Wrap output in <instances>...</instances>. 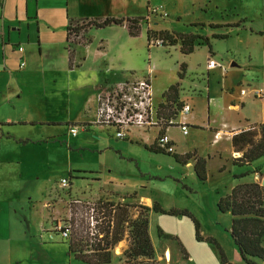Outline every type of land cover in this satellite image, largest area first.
I'll list each match as a JSON object with an SVG mask.
<instances>
[{
  "label": "crops",
  "instance_id": "obj_1",
  "mask_svg": "<svg viewBox=\"0 0 264 264\" xmlns=\"http://www.w3.org/2000/svg\"><path fill=\"white\" fill-rule=\"evenodd\" d=\"M162 1L164 3L160 0H0V36L2 38L0 42V159L1 151L4 150L3 146L8 144L33 143L32 145L35 144L41 148L47 147L53 142L55 136L60 137L55 135L58 133L49 132L48 127H55L58 132V127L69 126L71 129L72 126L83 125L85 129H88L98 124L96 108L104 86L119 85L128 80L147 77L151 83L155 105L158 107L160 103L165 102L164 94L171 85L159 89L152 82V75L160 69L158 63L151 61L152 50L150 51L148 32L164 30L166 27L160 25L158 20L150 23L147 16L149 10L157 8L160 10L159 13H166L164 17H169L168 4L188 3L193 8L197 0ZM203 1L205 4L208 0ZM107 17L123 18L125 21L122 24L90 28L87 33L91 39L89 43L70 44L68 26L71 20H103ZM133 17L141 19L140 32L136 36L130 34L127 21L128 18ZM180 18L181 16H178V19ZM247 18V16L240 17L235 20L236 22L229 19L221 20L217 22L216 27H212L209 23L210 30L206 32V25L203 31L192 28L189 30L166 29L201 34L208 36L210 40L225 41L223 48L212 42L214 48L212 52L207 45L205 54L195 66L203 78L189 86L191 92L185 93L187 90H185L184 81H178L180 83L178 99L181 102L190 103L193 108L188 117L189 138L178 127H171L168 134L175 145L176 154L183 156L193 153L194 157H192L193 162L190 159L186 163L175 160L176 165H184L192 169L196 159L203 156L198 145L203 136H207V143L211 147V152L207 153V166L212 158L218 156L222 159L225 149L230 150L231 166L245 169L247 167V165L233 163V159L241 156L242 153L235 151L232 137L248 129L252 124L264 122V62L257 69L249 67L242 71L234 70L240 64L236 58L238 50L236 46L229 43L234 32L247 30L243 23L240 26L231 25ZM193 23L194 21L190 22L188 26H193ZM248 32L260 36L261 46L264 49V35ZM220 34H227V38L220 39L213 36ZM198 42L205 43L203 40L196 41ZM19 46H22L23 50H20ZM70 47L74 48L73 56L70 54ZM229 55L231 59L225 63L224 58ZM247 56L248 61L253 62L252 52L249 51ZM209 58H214L219 64L227 67L226 74H223L220 68L209 71L207 68ZM22 61L26 62L24 67H20ZM184 62L189 69L195 68L189 65L190 62ZM245 86L252 87L250 90L247 89L246 95H242L241 89L246 88ZM255 90H263L262 95L256 96ZM34 126L41 128L38 133L34 132V129L31 130ZM191 129L197 130L200 134H194ZM217 132L219 137L215 139ZM59 134H66V130ZM157 134L158 130L155 128L135 129L122 140H129L131 144L133 140L140 141L148 150V146L156 145ZM57 140L59 139L55 138V141ZM148 151L174 157V153ZM241 172L235 175V180L232 181L227 194L239 183L256 181L257 173H252L254 176L250 180L248 178L251 176L250 173L241 176L243 171ZM237 175L239 177H236ZM108 182L117 193L127 195L124 198L120 197L117 202L123 201L149 207L158 203L163 206L158 198L139 190L137 182L142 181H131L132 185L134 182L135 185L131 186L130 191L123 190L127 181L110 180ZM51 201H44L40 210L39 225H43L46 231H40L38 222L33 224L29 220L24 222L25 225L22 224L21 231V226L15 224L19 233H16V228L13 227L12 206L6 204L5 200L2 201L3 204L0 205V264H39L35 261L39 247L42 250L47 245L48 247L53 245L52 243L49 245L44 240L46 235L49 240L54 239L53 233H49V230L53 228ZM170 206L178 207L176 203ZM14 210L17 212L16 209ZM30 211L33 213L32 208ZM171 217L192 226L195 236L194 223L189 217L184 215H171ZM47 222L50 223V228ZM178 227L181 228L179 224ZM150 229L149 227L151 238H153ZM178 232L180 235L181 231ZM174 236L182 241L178 235ZM201 241L203 240L199 242ZM62 244L68 254V242ZM238 255L242 263L240 254ZM185 259L197 260L199 264L206 261V258L194 257L189 252ZM40 263L45 264L43 260ZM218 263L222 264L220 261Z\"/></svg>",
  "mask_w": 264,
  "mask_h": 264
},
{
  "label": "rangeland",
  "instance_id": "obj_2",
  "mask_svg": "<svg viewBox=\"0 0 264 264\" xmlns=\"http://www.w3.org/2000/svg\"><path fill=\"white\" fill-rule=\"evenodd\" d=\"M160 2L164 3L162 0ZM203 3V0H197L193 8L188 3L168 4L169 17H164L165 14L159 13L160 10L156 8L152 11L149 10L147 20L150 23L158 20L160 25L166 27L164 30L168 28L189 30L192 28L203 31L206 25V32L210 30L209 23L216 25L217 22L226 19L236 22V19L247 16L243 25L248 31L264 30V0H208L205 4ZM153 15L156 16H154L156 19ZM178 16L181 18L178 19ZM193 21V26H188ZM247 30L234 32L229 41L230 45L233 44L238 50L236 58L240 64L234 68L237 71L249 69V67L257 69L264 62V49L261 46L260 36L250 34ZM212 42L223 48L225 41L211 39L210 44L214 49ZM150 48V51L152 50L151 61L158 63L160 69L154 73L155 75H152L155 87L163 89L166 85H172L176 81H184L185 90H187L185 93H189L191 92L189 86L203 78L195 66L206 52V43L199 44L197 50L189 55L180 51L179 44L173 46L150 45ZM249 51L254 57L253 62L248 61ZM229 59H231L230 55L225 56V63H228ZM184 61L190 62L189 65L195 68L189 69L186 64L184 69H181V65L185 64ZM251 63L252 66H250ZM108 87L110 86H104L103 90ZM245 87L250 90L252 86ZM252 109L255 110L254 107ZM58 128L59 131L56 132L55 127H48L49 132L58 133L55 135H60V137L52 138L53 142L47 147L41 148L38 145H32L33 143L24 145L16 142L15 145L3 146L4 150L1 151L0 159V205L5 200L6 204L12 206L14 229L16 228L15 224H19L21 231L22 224L25 225L24 222L29 220L33 224L38 222L39 225L41 207L48 200H52L50 205L52 208H50L53 210V224H59V222L70 224L72 222L74 228L82 229L84 240H88L90 243L86 233L90 232L91 234V232L99 230L96 220V216L99 219V214L97 215L94 211L96 202L99 200H116L115 202H117L120 197H127L124 193H117L108 181H127L123 190L130 191L135 185V182L132 185L131 181L137 180L142 181L137 182L139 190L158 198L163 203V206L160 205L163 209H173L175 207L170 205L176 203L177 208L188 209L200 222L203 237L201 242L195 239L194 228L188 223L178 222L166 213L155 210L150 212L149 227L153 235L155 256L159 258L160 264H199L197 260L185 259V254L188 255V252L194 257L206 258L203 264H219L222 257L220 247L230 264H245L243 260L242 263L239 261V252L231 236L232 214L221 212L218 209V201L220 197L227 195L232 181L235 180V175L240 174L241 171L244 174L259 168L263 174H256V182H260L264 177V157L256 160L246 169L233 167L230 165V150L224 149L222 159L217 156L209 161L208 178L202 181L197 176L195 166L188 169L184 165H176V159L173 156L151 153L140 141L133 140L131 144L129 140L119 139L113 127L96 124L85 129L83 125H80L77 135H73L69 131V126ZM39 129H41L39 126L31 128L37 133ZM64 130H66V134H59ZM191 132L198 133L195 129H191ZM186 137L189 138L188 135ZM55 138L59 140L55 141ZM207 138V136H203L200 145H198L203 155L202 158L206 161H208L207 153L211 152ZM190 161L193 162L192 157ZM250 174L251 176L248 178L251 180L254 174ZM63 177L68 178L71 182L66 189H62L59 185ZM97 178L100 180H95ZM31 208L33 213L30 211ZM150 208L153 209V207ZM14 209L17 212H14ZM139 210L138 207L132 208L134 217L137 216ZM178 224L181 228L178 227ZM47 225L50 228L49 222ZM39 227L41 231V224ZM177 230L181 231L180 235ZM15 232L19 233V229L16 228ZM50 232L53 233L54 239L49 240L45 234L44 240L49 245L51 243L53 245L49 247L47 245L42 250L39 247L35 256L36 262L41 264L40 261L43 260L45 264H85L72 257L71 254H67L62 243L68 241L63 239L61 234L53 229H50ZM175 234L182 241L174 236ZM211 238L215 239L220 247ZM129 239L131 237L127 228L123 239L112 249V264L124 263L123 252L129 246ZM166 249L171 251L169 260L165 254Z\"/></svg>",
  "mask_w": 264,
  "mask_h": 264
},
{
  "label": "trees",
  "instance_id": "obj_3",
  "mask_svg": "<svg viewBox=\"0 0 264 264\" xmlns=\"http://www.w3.org/2000/svg\"><path fill=\"white\" fill-rule=\"evenodd\" d=\"M124 21L125 19L123 18L115 17H107L103 20H71L68 26L69 42L70 44H87L91 41L90 37L87 36L90 28L122 24ZM127 21L130 34L133 36L138 35L141 19L133 17L128 18ZM241 22L243 23L244 20L231 26H240L242 25ZM210 25L212 27L218 26L217 24ZM255 32L264 35V30ZM213 36L220 39L227 38V34ZM153 37L163 38L166 42L165 45L173 46L179 44L180 50L185 54L194 52L201 43H196V41L203 40L208 45L210 52H212L210 38L205 35L174 30H149V42ZM70 54L73 56L74 48L71 49L70 47ZM72 56L71 64L73 65ZM184 67L185 64H182L181 69H184ZM179 85V82L172 84L164 94L165 102L160 103L158 106L159 112L166 118L177 115L184 104L178 99ZM232 144L235 151L242 153L241 156L233 159V163L241 166H251L256 160L264 157V122L252 124L248 129L233 135ZM148 149L157 153L171 154L157 144L148 146ZM173 155L177 161L183 163L194 157L193 153H187L183 156L176 153ZM195 171L200 180H207L208 170L204 158L198 157L196 159ZM249 173L263 174L259 168H255L241 176ZM236 177L239 176L237 175ZM134 207L140 208L135 217L132 212ZM151 209L149 206L142 204L99 200L94 207V211H96L97 215L99 214V219L96 216L99 225L98 232H91L92 235L90 232L86 233V237H89L90 241L88 243V240L83 238L82 229L72 227V233L67 239L68 253L85 264H112V249L123 239L124 233L128 228L131 239H129V246L123 252L125 257L123 264H160L155 256V247L149 232V212ZM218 209L223 213L230 212L232 214L230 232L243 262L245 264H264V185L256 181L237 184L229 194L220 197ZM153 210L169 215L189 217L194 223L196 239L198 241L203 239L200 222L188 209L173 208L165 210L156 203L153 206ZM211 240L219 246L215 239L211 238ZM182 248L185 250L183 246ZM220 250L222 264H230L221 247ZM185 257H187V254H185Z\"/></svg>",
  "mask_w": 264,
  "mask_h": 264
},
{
  "label": "built area",
  "instance_id": "obj_4",
  "mask_svg": "<svg viewBox=\"0 0 264 264\" xmlns=\"http://www.w3.org/2000/svg\"><path fill=\"white\" fill-rule=\"evenodd\" d=\"M149 43L153 46H166L165 40L160 37H153ZM19 49L23 50V47L19 46ZM25 64L26 62L22 61L20 67H24ZM207 68L209 71L220 68L223 74L227 72L226 68L214 58H209ZM254 93L256 96H261L263 90H255ZM241 94L246 95L247 89L242 88ZM192 109L190 103L184 102L177 115L166 118L159 112V108L154 103L149 78L142 77L128 80L119 85H111L102 90L98 98L96 115L97 123L110 128L113 127L119 139L126 138L135 129L155 128L158 130L156 144L166 152L174 153L175 145L172 143L168 130L171 127H178L183 134L187 135L190 129L188 117ZM78 129V126H72L70 131L75 135ZM218 137L219 132L216 133L215 139ZM70 183L68 178H62L59 185L62 189H66ZM41 227L42 231H46L43 225ZM72 227L71 222L70 224L59 222V224H53L52 229L67 240L72 233Z\"/></svg>",
  "mask_w": 264,
  "mask_h": 264
},
{
  "label": "bare ground",
  "instance_id": "obj_5",
  "mask_svg": "<svg viewBox=\"0 0 264 264\" xmlns=\"http://www.w3.org/2000/svg\"><path fill=\"white\" fill-rule=\"evenodd\" d=\"M165 254L168 257L167 260L171 259V251L169 249L165 250Z\"/></svg>",
  "mask_w": 264,
  "mask_h": 264
},
{
  "label": "water",
  "instance_id": "obj_6",
  "mask_svg": "<svg viewBox=\"0 0 264 264\" xmlns=\"http://www.w3.org/2000/svg\"><path fill=\"white\" fill-rule=\"evenodd\" d=\"M260 183L264 185V177L261 179Z\"/></svg>",
  "mask_w": 264,
  "mask_h": 264
}]
</instances>
